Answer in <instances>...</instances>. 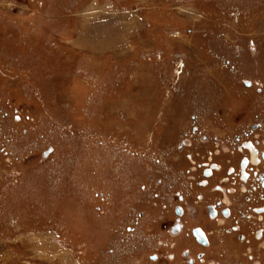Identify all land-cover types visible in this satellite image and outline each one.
<instances>
[{"label": "rangeland", "instance_id": "obj_1", "mask_svg": "<svg viewBox=\"0 0 264 264\" xmlns=\"http://www.w3.org/2000/svg\"><path fill=\"white\" fill-rule=\"evenodd\" d=\"M263 115L264 0H0V264H168L187 155Z\"/></svg>", "mask_w": 264, "mask_h": 264}, {"label": "flooded vegetation", "instance_id": "obj_2", "mask_svg": "<svg viewBox=\"0 0 264 264\" xmlns=\"http://www.w3.org/2000/svg\"><path fill=\"white\" fill-rule=\"evenodd\" d=\"M262 128L264 125L256 122L249 132L227 141V144L218 138L208 140L203 137L196 141L210 147L200 162H196L192 154L187 155L195 166L189 173L201 175L196 181L197 187H209L213 197L198 191L194 194L173 193L177 202L168 216L171 218L167 228L170 242L166 247L173 251L166 254L168 264L176 259L177 264H229L226 258H230L231 264H264V139H260L259 134ZM195 132L196 127L192 129L191 137ZM194 142H181L177 148L192 147ZM216 156H228L232 160L223 168L221 161L214 160ZM222 171L224 177L210 185L209 180ZM191 178L195 180V177ZM188 196L193 203H189ZM200 204L204 207V215L199 209ZM163 208L166 209V205ZM201 221L211 229L192 226ZM126 231L132 232V228ZM233 238L235 243L231 241ZM187 239L191 245L181 247L178 244ZM175 248L178 249L175 251ZM159 256L152 253L147 258L150 264H157Z\"/></svg>", "mask_w": 264, "mask_h": 264}, {"label": "water", "instance_id": "obj_3", "mask_svg": "<svg viewBox=\"0 0 264 264\" xmlns=\"http://www.w3.org/2000/svg\"><path fill=\"white\" fill-rule=\"evenodd\" d=\"M49 151H50V149L48 151L44 152V157H46L48 155Z\"/></svg>", "mask_w": 264, "mask_h": 264}, {"label": "bare ground", "instance_id": "obj_4", "mask_svg": "<svg viewBox=\"0 0 264 264\" xmlns=\"http://www.w3.org/2000/svg\"><path fill=\"white\" fill-rule=\"evenodd\" d=\"M247 84H249L251 86V83L250 82H247Z\"/></svg>", "mask_w": 264, "mask_h": 264}]
</instances>
